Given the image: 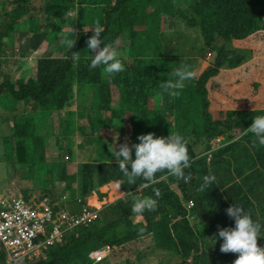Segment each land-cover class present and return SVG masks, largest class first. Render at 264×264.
<instances>
[{
	"label": "trees",
	"instance_id": "1",
	"mask_svg": "<svg viewBox=\"0 0 264 264\" xmlns=\"http://www.w3.org/2000/svg\"><path fill=\"white\" fill-rule=\"evenodd\" d=\"M27 1L14 0L7 7L0 0V19L7 20L3 27L0 23V53L9 49L7 54H23L22 59L32 68L29 78L0 83V125L11 131L10 151L23 153L36 164L35 169L46 172L51 162L42 160L47 166L43 169L33 147L45 152L47 138L38 134L35 120L20 114L16 106L48 105L55 114L65 111L76 121L87 120L89 109L83 110V106L90 91L97 117L91 120L88 116V123L98 141L87 139L83 150L88 160H82L79 171L69 176L49 170L54 177L44 179L57 199L70 193L80 205L87 203L96 218L47 250L46 260L33 264H232L237 253L221 252L222 240L214 236L218 228L233 226L225 212L233 204L261 223L256 240L264 242V146L254 144L252 135L244 130L254 116L264 114V57L256 58L251 70L241 72L248 75L234 89L214 81L221 69L239 67L253 53L264 50V0H45L39 9L41 17L29 19L23 15ZM166 13L171 18L168 29ZM95 21L103 23L101 39L117 51L123 71L109 76L103 66L89 67L94 50L86 49V39L92 35ZM188 28L194 30L189 42L181 34ZM72 34L76 39L70 50L66 42ZM234 39L243 40L252 50L233 49ZM71 51L80 57L77 62L71 61ZM207 54L209 64L204 69L196 66L197 59ZM0 62L7 65L0 68L7 75L12 65L7 59ZM21 65L18 68L23 71ZM177 65L186 66L195 77L185 81L179 95L172 96L161 92L159 85L173 78ZM113 86L119 92L118 101L112 100ZM71 107L76 111L71 112ZM104 111L110 116L106 118ZM141 129L142 134L159 137L183 136L189 156L184 172L190 179L185 182L161 170L148 187L138 188L143 183L139 178L132 184L124 181L121 188L127 195L122 199L100 208L91 206L86 199L90 194L97 192L103 200L106 195L101 187L125 179L111 156L113 137L121 131L132 144L138 143ZM87 130L81 126L79 131ZM37 140L41 145L35 144ZM59 147L64 151L62 144ZM206 175L214 180L198 191ZM95 182L99 187H94ZM6 186L11 192L17 189L8 179L0 196L7 195ZM153 188L159 190V197L153 196ZM29 191L20 189L19 193L30 196ZM15 196L25 203L23 196ZM134 196L152 197L155 209L133 213ZM11 200L4 197L8 203ZM191 200L193 206H189ZM63 209L64 205L54 208ZM81 212L71 215L80 218L83 208ZM129 248L134 252L127 259L123 256ZM95 253L104 256L97 261ZM0 264L13 262L0 255Z\"/></svg>",
	"mask_w": 264,
	"mask_h": 264
},
{
	"label": "clouds",
	"instance_id": "2",
	"mask_svg": "<svg viewBox=\"0 0 264 264\" xmlns=\"http://www.w3.org/2000/svg\"><path fill=\"white\" fill-rule=\"evenodd\" d=\"M91 29L92 35L86 39V49L94 50V54L90 55L89 67L95 68L103 66V72L109 76L123 71L124 65L117 51L115 49L110 50L109 46L101 39L103 26L100 23H96ZM66 44L67 48L71 50L73 40H68ZM101 44L103 45L102 47H100ZM205 57L204 62L209 64V54ZM70 59L73 62H77L80 57L77 55L76 51H71ZM172 77V79L163 81L159 87L161 92H167L169 95L176 96L179 95V90L185 87V81L193 77V72L186 66H180L173 70ZM78 125V122H76L77 127ZM0 129L3 133L11 135L10 129L2 127H0ZM244 130L245 134L250 133L252 135L254 144L264 146V114L254 116L250 126ZM78 132L79 130L76 129L75 133L79 134ZM137 140L139 142L133 143L131 149L126 143L120 144L118 150L113 151L112 149L111 156L118 162L119 171L125 179L115 180L102 188H107V186L113 183L117 191L120 184L124 181H127L128 184H132L136 182L138 178L143 181L138 188H146L149 184L154 183L155 174L161 170H167L168 174L178 179H183L185 182L190 179L184 172V169L189 167V156L186 141L182 135L173 133L171 135L169 134L167 137H159L148 132L138 135ZM59 150L60 147L57 148L55 153ZM34 165L36 166L35 163ZM44 173L46 174V172ZM213 180L214 176L212 175L204 176L203 183L198 186L197 190L203 191ZM11 193L24 197V194L19 193L17 189L15 191L12 190ZM152 193L155 197H159L160 195L159 190L156 188L152 189ZM32 195L35 196L38 201L41 198L50 199L49 197H44L43 194L38 196L30 193V196ZM125 195H127L126 192ZM2 197L8 198L9 196L3 195ZM50 200L54 201L55 199ZM84 207L88 209V204H83L82 208L84 209ZM155 207L156 200L150 196H134L132 199L131 211L133 213L139 214L145 209L154 210ZM67 211L71 214V211ZM88 211L90 210L88 209ZM225 212L233 219V226L217 229V234L214 238L216 239L218 237L222 240L219 245V250L221 252L237 253L232 264H264V247L258 246L256 242V238L259 236L258 232L262 226L261 223L253 221L250 214L239 204L230 205L225 209ZM43 251V254L33 257L32 260L27 259L26 264H33L40 260H46L48 256L47 250ZM0 255H4L7 258V255L3 252H0Z\"/></svg>",
	"mask_w": 264,
	"mask_h": 264
},
{
	"label": "rangeland",
	"instance_id": "3",
	"mask_svg": "<svg viewBox=\"0 0 264 264\" xmlns=\"http://www.w3.org/2000/svg\"><path fill=\"white\" fill-rule=\"evenodd\" d=\"M4 1L6 2L7 7H10L14 4L13 3L14 0H4ZM44 1L45 0H28L27 3L29 4V6L24 7V11L26 13L23 15L28 16L27 19H29L30 16H32L33 18L41 17L39 15V9ZM1 2H3V0H1ZM86 6H87V11H89L90 10L89 5L86 4ZM183 6H186V5H183ZM13 7H15V5ZM4 10L8 11V8H5ZM71 15L73 18H75L76 13L73 12ZM27 19H24V20L26 21ZM0 20H1L0 23L3 27L4 24L7 22V20L6 19L4 20L0 19ZM170 22H171V18L169 14L166 13L165 14V28L168 29L170 27ZM96 23H100L101 25H103L101 21H95V24ZM95 24H92V26H94ZM75 25H76V20H74V24L72 26H75ZM80 25L81 26L87 25L86 28L88 27V24H85V23H82ZM65 30H66V27L64 31ZM181 34H182L183 40L189 42L190 38L194 36V30L193 28H188L187 30H183ZM20 35L26 36L25 34H20ZM66 35H68V33ZM71 37L72 39L70 40L76 39L75 34H72ZM122 42L123 43L125 42V46L127 45V40L125 38H123ZM23 45L25 46V43H23ZM10 46L12 45H9V47ZM6 52L9 53L10 50L6 49ZM6 52L3 50V52L0 53V59L1 60L7 59L8 62L12 65V68L8 69L7 75L5 74L6 71H3V73L0 71V83H2L3 81H9L13 83L15 80L19 78H23V79H26L27 77L29 78L31 76L32 68L27 63L28 62L27 59H22L23 54H7ZM27 52H29V50ZM213 58L214 57L212 56L211 60H213ZM19 63H22L20 68L24 69L23 71L18 68ZM4 66L7 67L5 63L0 62V68ZM16 67H17V70H15ZM111 94H112L113 101L119 100V92L115 86L112 87ZM86 109H89V111L87 112V120L79 118V120L76 121L75 118L72 117L71 115L65 114V111H62V113L55 114V112L53 111L54 109L49 107L48 105L41 106L40 104L34 105L33 103H31L28 105L22 104V105L16 106V110L20 114H23L35 120V122L38 125V129H39L38 134L44 136L45 139L47 138V140H45V143H46L45 152L42 151V148H40V151L37 152L36 148L33 147V152L34 153L36 152L39 155V159H38L39 164L42 166L43 169H47V166L43 164L42 160H44L45 162H48V161L52 162V164L50 165L49 169H47L46 175L42 171H38L37 169H35V166H33L28 161L27 157L24 156L23 153H18L17 151L16 153H14L13 150L10 151V148H11V141H10V136H9L10 134H5L0 129V191L4 190V186L7 180L9 179L10 185L13 187H16L17 190L30 189L29 192L31 194H35L38 196L43 194L49 197L50 199L55 198V200L51 202V205L54 208L62 209L64 205V208L66 210H69L73 213L75 212L81 215L82 212L81 213L79 212L82 209V205H80L78 202L75 201V196L68 193V195H66L65 197L62 198L61 196L60 199H57L56 193L54 191L52 192V190L45 187L46 185L44 184V179L45 177L47 178L54 177V175L50 171L54 173L57 171H59L57 173L64 172L70 176L76 173L77 171H79V169H81L82 167L81 165L83 163L82 160H88V157L83 150L84 147L88 146L87 139H89V142L93 140H96L95 143L98 142L97 139L94 137V134L92 133L91 129L89 128V123H88V116L91 120H94L97 117V113L96 111H94V108H93V94L91 91L86 97L85 104L83 106V110H86ZM74 111H76V108L71 107V112H74ZM103 115L107 118L110 116V112L104 111ZM76 122H78L79 124V127H78L79 130L81 126L82 128L84 127L88 128L87 132H85L87 133V135H85V133L82 134L81 131H79V134L75 133ZM63 124H64L63 130H61V127ZM0 127L6 128L3 125L2 126L0 125ZM142 132H144L143 129L139 131V135L142 134ZM63 134L71 138H66ZM120 134H121V131H118L117 135L113 138V141H112L113 150H117L119 145L122 144L124 140L128 142L127 139H122V135ZM117 138H120L119 145H117ZM133 139L134 141H136L135 136H133ZM70 140H73V141L71 142ZM59 141H61V143ZM40 143H41L40 140L35 141V144L37 146L41 145ZM59 144L60 145L62 144V147H64V151L59 150L55 153L57 148H59L60 146ZM70 146L73 147V150L71 148V151H67V147H70ZM63 183L66 188V182H63ZM95 184H96L94 186L95 188L99 187V184L97 182H95ZM35 186L42 187V189L34 188ZM112 188H113V184H111L108 188L106 187L102 188L103 191L109 192L106 197V200L99 201L98 199L90 198L89 204L96 208H100L106 204L122 199L125 196V192L123 190L118 189L116 191V190H112ZM113 192H117V193L113 194ZM5 193L12 200H15V201L19 200L17 196L11 193V188L9 186L5 187ZM59 193L62 194L61 191ZM109 194L111 196H109ZM23 198L25 200L26 205H29V206L30 204H32V201H34V196L24 195ZM84 209L87 210V207H84ZM90 213L92 216H94V218H96V215H97L96 213H93V212H90ZM189 221L190 223H193L194 218H191ZM63 240H56L55 242L56 245L62 244ZM256 242L258 246L264 247V242L262 240H256ZM37 252L39 254L44 253L42 249H38ZM133 252H134L133 248H129L126 251H124L125 255L123 257L128 259L130 254ZM136 254H137V251H136ZM28 255H30V253H28ZM235 258L236 256H232L233 260ZM220 259H221V262L225 260L223 258H220ZM114 264L116 263L114 262ZM117 264H124V263L117 262ZM224 264H229V263L224 262Z\"/></svg>",
	"mask_w": 264,
	"mask_h": 264
},
{
	"label": "built area",
	"instance_id": "4",
	"mask_svg": "<svg viewBox=\"0 0 264 264\" xmlns=\"http://www.w3.org/2000/svg\"><path fill=\"white\" fill-rule=\"evenodd\" d=\"M51 202L48 198L38 201L34 196L29 206L22 199L8 203L0 196V252L5 253L8 260L26 264L27 259L40 255L38 249L49 250L56 245V240H62L79 225L94 219L88 209H83L84 214L76 218L66 209L55 211ZM189 206H193L192 201ZM103 256L97 253L93 258L99 261Z\"/></svg>",
	"mask_w": 264,
	"mask_h": 264
},
{
	"label": "crops",
	"instance_id": "5",
	"mask_svg": "<svg viewBox=\"0 0 264 264\" xmlns=\"http://www.w3.org/2000/svg\"><path fill=\"white\" fill-rule=\"evenodd\" d=\"M233 42H234V43H232V45H233V49H237V50H240V49H242V50L251 49V50H252V48L245 47V46H244L245 43H243V40H241V39H234ZM259 57H264V50L257 51L256 53H253V54H252L247 60H245V62H244L241 66H239V67L231 68V69H221V70L219 71L218 76L214 78V81H215L216 83L223 84L224 86L228 87L229 89H234V88H236V87L238 86V84L241 83V81H245V78H246L247 75H248V74H242L241 72H243L244 70H248V69L251 70V68L253 67V63H252V62H254V60H255L256 58H259ZM205 58H206V57H205ZM195 65H196V66H201V68L204 69V67H205L206 65H208V64H207V62H204V58H203V59L198 58V59H197V62L195 63ZM242 66H243V67H242ZM177 67H179V66L177 65ZM241 67H242V68H241ZM194 77H195V76H193L190 80H193ZM116 135H117V134H116ZM116 135H115V136H116ZM120 135H121V134H120ZM115 136H114V137H115ZM114 137H113V138H114ZM122 139H127V140H128V142H127L126 140H124L123 143H126L128 146H130V149H131L132 142H131L130 138L127 137V136H122ZM119 144H120V138H117V145H119ZM117 150H118V148H117ZM112 184H113V183H112ZM110 185H111V184H110ZM110 185H109V186H110ZM109 186H107V188H108ZM118 189H121V190H122L121 186H119ZM112 190H115L114 185H113ZM100 192H101L102 194H105L106 197H107V195H108V193H109V192H107V191H106V192L103 191V190H102V187L100 188ZM114 193H117V192H113V194H114ZM113 194H112V196H113ZM109 196H111V195L109 194ZM106 197H103L102 199H103V200H106ZM90 198H92V199H98L99 201L101 200L100 195H99L97 192H94L93 194H90V195L86 198L88 202H89Z\"/></svg>",
	"mask_w": 264,
	"mask_h": 264
},
{
	"label": "bare ground",
	"instance_id": "6",
	"mask_svg": "<svg viewBox=\"0 0 264 264\" xmlns=\"http://www.w3.org/2000/svg\"><path fill=\"white\" fill-rule=\"evenodd\" d=\"M106 190V189H105ZM92 201V200H91ZM95 204V203H94ZM99 204V203H98ZM97 205V204H96ZM100 205V204H99Z\"/></svg>",
	"mask_w": 264,
	"mask_h": 264
}]
</instances>
